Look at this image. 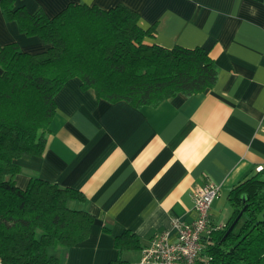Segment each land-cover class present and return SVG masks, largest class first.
Returning a JSON list of instances; mask_svg holds the SVG:
<instances>
[{"label": "crops", "instance_id": "crops-1", "mask_svg": "<svg viewBox=\"0 0 264 264\" xmlns=\"http://www.w3.org/2000/svg\"><path fill=\"white\" fill-rule=\"evenodd\" d=\"M70 2L134 9L144 29L156 28L146 42L205 48L218 79L203 92L141 108L97 99L77 77L66 81L55 96L44 154L17 159L15 176L21 188L39 177L85 194V201L70 199L68 205L94 216L90 234L53 249L59 264L118 258L114 236L126 229L141 242L136 262L155 233L168 229L174 240V217L187 223L195 218L192 190L206 180L220 185L210 220L226 224L230 190L264 166V0H14L49 16ZM13 41L31 53L46 48L37 36L20 32L0 5V47Z\"/></svg>", "mask_w": 264, "mask_h": 264}, {"label": "trees", "instance_id": "trees-1", "mask_svg": "<svg viewBox=\"0 0 264 264\" xmlns=\"http://www.w3.org/2000/svg\"><path fill=\"white\" fill-rule=\"evenodd\" d=\"M0 5L20 32L46 46L36 53L15 41L0 47V264H59L53 249L72 247L90 234L94 216L68 205L86 196L39 177L21 188L15 176L21 170L17 159L44 154L55 96L66 81L77 77L97 99L141 108L203 92L216 84L218 71L201 46L146 42L156 35L155 26L144 29L139 13L122 3L105 9L70 2L53 16L15 6L14 0ZM228 200L231 216L211 234L206 252L214 264H264V166L234 186ZM113 244L122 251L141 247L129 229L114 236Z\"/></svg>", "mask_w": 264, "mask_h": 264}, {"label": "built area", "instance_id": "built-area-1", "mask_svg": "<svg viewBox=\"0 0 264 264\" xmlns=\"http://www.w3.org/2000/svg\"><path fill=\"white\" fill-rule=\"evenodd\" d=\"M219 194L220 185L211 180L196 185L192 190L195 218L187 223L174 217V240L169 239L168 229L155 233L150 243L141 248L140 258L132 264H214L206 247L211 243V234L226 227L210 220L212 203Z\"/></svg>", "mask_w": 264, "mask_h": 264}, {"label": "rangeland", "instance_id": "rangeland-1", "mask_svg": "<svg viewBox=\"0 0 264 264\" xmlns=\"http://www.w3.org/2000/svg\"><path fill=\"white\" fill-rule=\"evenodd\" d=\"M118 251H119V256L116 259L124 260V261H127V262L131 263L133 257L136 254L135 252H137L138 249L137 250H123V251L122 250H118ZM124 251L127 252V253H130V258H128V260L127 259H123V252Z\"/></svg>", "mask_w": 264, "mask_h": 264}, {"label": "water", "instance_id": "water-1", "mask_svg": "<svg viewBox=\"0 0 264 264\" xmlns=\"http://www.w3.org/2000/svg\"><path fill=\"white\" fill-rule=\"evenodd\" d=\"M239 216H240V214H239ZM239 216H238V217H239ZM262 216H264V212H263ZM238 217H237V218H238ZM236 220H237V219H235V221H236Z\"/></svg>", "mask_w": 264, "mask_h": 264}]
</instances>
